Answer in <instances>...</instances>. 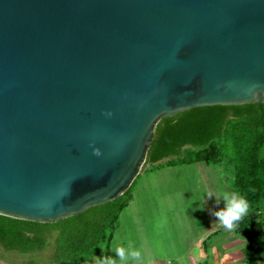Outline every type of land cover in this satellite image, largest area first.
<instances>
[{
    "label": "water",
    "instance_id": "1",
    "mask_svg": "<svg viewBox=\"0 0 264 264\" xmlns=\"http://www.w3.org/2000/svg\"><path fill=\"white\" fill-rule=\"evenodd\" d=\"M255 102L264 0H0V214L129 197L163 117Z\"/></svg>",
    "mask_w": 264,
    "mask_h": 264
},
{
    "label": "trees",
    "instance_id": "2",
    "mask_svg": "<svg viewBox=\"0 0 264 264\" xmlns=\"http://www.w3.org/2000/svg\"><path fill=\"white\" fill-rule=\"evenodd\" d=\"M194 162L232 166V186L249 205L235 228L246 239L243 264H264V102L197 106L163 117L143 167ZM130 197L89 207L59 222L37 224L0 214V246L33 252L44 249L55 234V264H95L94 257L109 256Z\"/></svg>",
    "mask_w": 264,
    "mask_h": 264
},
{
    "label": "rangeland",
    "instance_id": "3",
    "mask_svg": "<svg viewBox=\"0 0 264 264\" xmlns=\"http://www.w3.org/2000/svg\"><path fill=\"white\" fill-rule=\"evenodd\" d=\"M147 167L148 164L142 168L131 195L142 179L153 174L151 171L155 168L149 166L146 169ZM232 170V166L226 162L185 163L168 173L170 183L165 184L162 179L156 180L150 193L152 197H149L150 206L142 209L140 215L134 214L133 206L122 211L119 226L111 243L110 256L120 264L113 247H127L131 244L141 251L144 264H157L155 256H159L165 264H172L170 262L173 261V256L186 249L191 234L194 237L217 220L212 214L213 211H218L214 204L215 196L222 190H230ZM157 176L154 174V177ZM178 180L182 182L181 185L177 184ZM137 216L141 218L138 223ZM137 228L140 231L141 242L135 238L134 231ZM223 238L217 236L213 240L220 241ZM54 246L55 234H50L44 249L33 252L21 253L0 246V264H55Z\"/></svg>",
    "mask_w": 264,
    "mask_h": 264
},
{
    "label": "crops",
    "instance_id": "4",
    "mask_svg": "<svg viewBox=\"0 0 264 264\" xmlns=\"http://www.w3.org/2000/svg\"><path fill=\"white\" fill-rule=\"evenodd\" d=\"M194 163L196 164L198 162H194ZM187 164H192V163H187ZM179 165H183V164L170 165L152 170L151 173L153 174L150 175L149 177L142 179V182L134 190L133 195H131L130 197L129 203L125 208L133 206L134 214L140 215L142 209H146L148 205L149 206L151 205V200L149 199V197L151 196L150 193L153 188L152 186L156 183V180L162 179L163 183L165 184L170 183L169 180L171 178H169V176L167 175ZM154 174H157L158 176L154 177ZM181 183L182 182H179L178 180L177 184L181 185ZM229 187H230L229 191L237 192L233 188L232 183H230V181H229ZM214 204L216 206L215 207L216 210H219L220 208H222V206H224V202L222 200L219 201V205L217 204V201ZM139 221H141V218L137 216L136 222L138 223ZM220 226L221 225L215 220L213 224H211L208 228H204L194 237L191 234L189 241L186 244V249L182 252L175 254L173 256L174 258H172L174 263L173 261L170 263L172 264H243V259H244L243 249L246 244V240L244 239L245 237L235 230L227 231L224 228H222L220 231L216 233H212ZM134 232L136 233L135 234L136 240L141 242L142 238L140 237V231H138V228L135 229ZM209 234H211L209 239L206 240L205 244H203L204 239ZM217 236H223L224 238L223 240L220 241L213 240V238ZM111 243L109 249V256L111 255ZM155 258L157 264H165V262L161 260L159 256H155Z\"/></svg>",
    "mask_w": 264,
    "mask_h": 264
},
{
    "label": "clouds",
    "instance_id": "5",
    "mask_svg": "<svg viewBox=\"0 0 264 264\" xmlns=\"http://www.w3.org/2000/svg\"><path fill=\"white\" fill-rule=\"evenodd\" d=\"M211 198L210 196L209 199ZM215 199L218 205L220 200L224 202L222 208L212 213L217 218L216 222L227 231H234L239 221L248 213L249 205L247 200L240 196L238 192L227 190L220 191L215 196ZM113 251L118 257L120 264H129L130 261L132 264H144L141 251L135 249L131 244L127 247L114 246ZM94 261L95 264H117L115 258L106 254L102 258L94 257Z\"/></svg>",
    "mask_w": 264,
    "mask_h": 264
}]
</instances>
